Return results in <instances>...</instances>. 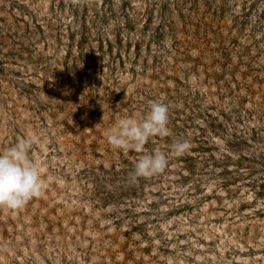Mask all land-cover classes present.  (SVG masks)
Instances as JSON below:
<instances>
[{"label":"rangeland","instance_id":"374dc122","mask_svg":"<svg viewBox=\"0 0 264 264\" xmlns=\"http://www.w3.org/2000/svg\"><path fill=\"white\" fill-rule=\"evenodd\" d=\"M153 101L169 164L133 180L105 131ZM27 137L0 264H264V0H0V153Z\"/></svg>","mask_w":264,"mask_h":264},{"label":"clouds","instance_id":"9594fccd","mask_svg":"<svg viewBox=\"0 0 264 264\" xmlns=\"http://www.w3.org/2000/svg\"><path fill=\"white\" fill-rule=\"evenodd\" d=\"M168 122L169 105L153 101L147 114L119 118L106 129L105 136L113 148L143 153L131 173L133 180L161 174L167 168L168 155L160 149L148 152L145 145L153 137L168 136ZM36 142L32 137L21 138L14 146L0 153V206L19 209L40 195L43 187L42 166L30 155ZM39 142L42 148H46V140ZM188 148L187 140H177L172 146V152L181 156Z\"/></svg>","mask_w":264,"mask_h":264}]
</instances>
